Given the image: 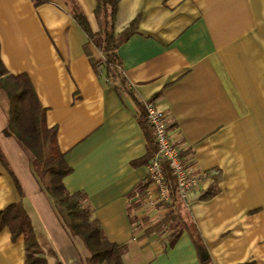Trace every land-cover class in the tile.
I'll return each mask as SVG.
<instances>
[{"label":"crops","instance_id":"0c3cea01","mask_svg":"<svg viewBox=\"0 0 264 264\" xmlns=\"http://www.w3.org/2000/svg\"><path fill=\"white\" fill-rule=\"evenodd\" d=\"M99 31L96 0H76ZM137 19L118 48L124 87L93 66L104 58L89 43L64 0H0V57L26 74L57 128L72 168L69 192L83 191L107 239L126 244L123 264H199L187 232L170 246L164 233L144 236L142 218L165 210L131 193L147 179L133 162L147 150L139 107L153 101L197 186L185 202L212 264H264V0H118L114 32ZM7 96L0 91V148L23 194L0 164V210L20 202L48 264H85L33 172L31 159L7 133ZM214 191L213 194L209 192ZM130 213V214H129ZM131 217L137 220L132 223ZM22 236L0 229V264H23Z\"/></svg>","mask_w":264,"mask_h":264},{"label":"trees","instance_id":"16d2710c","mask_svg":"<svg viewBox=\"0 0 264 264\" xmlns=\"http://www.w3.org/2000/svg\"><path fill=\"white\" fill-rule=\"evenodd\" d=\"M35 4L45 3L48 0H33ZM68 11L76 24L83 30L89 43L103 53L104 58L93 66L103 65L107 75L118 81V87H124L125 79L118 67L120 59L117 48L129 38L137 29V19L131 21L122 32L115 34L114 23L118 0H96L95 16L99 23V31H91L88 22L76 0H64ZM0 91L8 100L7 133L13 135L22 145L31 159L33 172L43 188L61 223L71 237L79 238L87 250L85 264H123V255L127 250L126 244H117L107 239L98 220L94 217L92 206L88 202L85 192H69L63 179L71 173L72 168L66 163L64 153L57 142V128L46 124V111L39 102L34 87L26 74H11L7 71L0 57ZM139 107V123L143 129H149L147 150L145 155L135 164L147 165L153 157L156 146L151 126L146 121L145 106L133 96ZM168 126V125H167ZM169 128V126H168ZM180 158L184 161L182 152ZM0 164L10 175L19 194H23L21 184L10 166V163L0 148ZM186 164V163H185ZM163 183L167 192V200H159L157 208L165 210L158 219L147 217L142 222L149 224L144 230V236L153 232L164 233L166 240L172 246L182 232H187L197 252L199 264H212L207 248L197 230L195 222L187 208L185 200L178 193L172 171L166 161L161 162ZM150 179L139 183L132 196L142 193L149 186ZM214 191L209 192L213 194ZM130 214V213H129ZM137 219L131 217L134 223ZM30 219L20 202L12 203L0 210V229L7 227L14 240L22 236L25 249L23 264H48L42 255L40 246L30 225Z\"/></svg>","mask_w":264,"mask_h":264},{"label":"built area","instance_id":"2783aa9c","mask_svg":"<svg viewBox=\"0 0 264 264\" xmlns=\"http://www.w3.org/2000/svg\"><path fill=\"white\" fill-rule=\"evenodd\" d=\"M146 121L152 128L156 151L145 166L150 179L149 186L142 193H138L137 200L140 204L148 203L155 206L159 200H167V192L163 183L161 162L166 161L174 176L178 193L186 199L189 191L193 190L199 178L192 174L189 167L179 156V149L172 141L168 128V116L163 109L153 101L145 103Z\"/></svg>","mask_w":264,"mask_h":264}]
</instances>
